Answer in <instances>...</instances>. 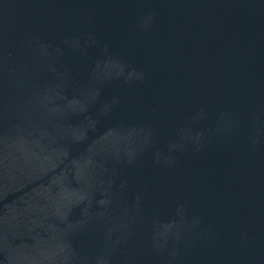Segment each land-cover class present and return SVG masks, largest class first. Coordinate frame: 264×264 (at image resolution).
<instances>
[{"label":"water","instance_id":"obj_1","mask_svg":"<svg viewBox=\"0 0 264 264\" xmlns=\"http://www.w3.org/2000/svg\"><path fill=\"white\" fill-rule=\"evenodd\" d=\"M0 264H264V0H0Z\"/></svg>","mask_w":264,"mask_h":264}]
</instances>
